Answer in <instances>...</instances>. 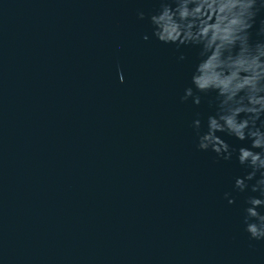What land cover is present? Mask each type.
<instances>
[{"label": "water", "instance_id": "obj_1", "mask_svg": "<svg viewBox=\"0 0 264 264\" xmlns=\"http://www.w3.org/2000/svg\"><path fill=\"white\" fill-rule=\"evenodd\" d=\"M160 4L0 0V264H264L250 169L197 148L218 100H181L200 49L153 36Z\"/></svg>", "mask_w": 264, "mask_h": 264}, {"label": "clouds", "instance_id": "obj_2", "mask_svg": "<svg viewBox=\"0 0 264 264\" xmlns=\"http://www.w3.org/2000/svg\"><path fill=\"white\" fill-rule=\"evenodd\" d=\"M262 10L264 0H161L159 11L149 17L152 34L161 43L200 49L192 87L185 89L181 100L193 97L199 104L193 89L216 94L217 112L208 116L207 131L200 134L199 119L192 122L196 146L223 160L235 153L238 163L250 169L235 179L234 187L259 193L247 197L244 209V230L254 240L264 239V213L258 210L264 208V39L253 41L251 29ZM144 15L139 12L138 18ZM256 35L264 37V19ZM119 79L123 83L122 75ZM217 133L250 145L233 149ZM249 181L255 182L249 185Z\"/></svg>", "mask_w": 264, "mask_h": 264}]
</instances>
